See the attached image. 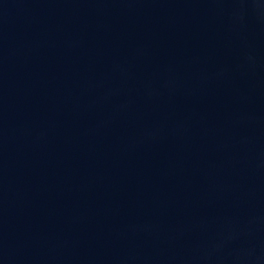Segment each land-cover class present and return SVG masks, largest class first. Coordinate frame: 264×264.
Wrapping results in <instances>:
<instances>
[{
  "label": "water",
  "instance_id": "water-1",
  "mask_svg": "<svg viewBox=\"0 0 264 264\" xmlns=\"http://www.w3.org/2000/svg\"><path fill=\"white\" fill-rule=\"evenodd\" d=\"M0 264H264V0H0Z\"/></svg>",
  "mask_w": 264,
  "mask_h": 264
}]
</instances>
